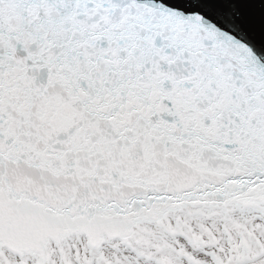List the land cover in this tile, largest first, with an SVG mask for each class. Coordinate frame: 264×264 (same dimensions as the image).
<instances>
[{
    "label": "snow or ice",
    "instance_id": "obj_1",
    "mask_svg": "<svg viewBox=\"0 0 264 264\" xmlns=\"http://www.w3.org/2000/svg\"><path fill=\"white\" fill-rule=\"evenodd\" d=\"M0 264H264V0H0Z\"/></svg>",
    "mask_w": 264,
    "mask_h": 264
}]
</instances>
